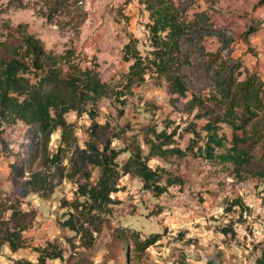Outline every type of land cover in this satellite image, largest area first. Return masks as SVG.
Masks as SVG:
<instances>
[{
  "label": "rangeland",
  "instance_id": "374dc122",
  "mask_svg": "<svg viewBox=\"0 0 264 264\" xmlns=\"http://www.w3.org/2000/svg\"><path fill=\"white\" fill-rule=\"evenodd\" d=\"M79 1L0 0V43L17 45L22 33L31 34L42 42L47 52L57 55L73 52L74 64L81 68L95 67L104 82L122 90L123 97L111 95L95 105L96 122L100 126L97 129L98 147L102 148L108 141L115 150H126L116 158L120 172L135 152L146 156L147 140H154V134L164 129H177L181 136L175 143L183 148L191 137L185 130L194 123L195 115L202 117L199 124L213 120L210 101L204 109L199 106L191 112L186 106L191 95L208 98L205 73H198L190 82L185 97L172 94L169 81L151 74H145L144 82L127 89L131 62L122 57L124 45L129 39L136 38L142 43L137 47L143 57L151 51L148 34L139 29L140 20L144 22L145 18H140L142 12L137 0H118L116 7H105L93 28L85 26L86 16ZM173 1L187 5L185 15L188 18L202 12L212 28L225 32L226 38L232 41L228 48L230 56L264 79V0ZM18 25L23 29H17ZM249 27L254 31L244 35ZM72 30L74 34L70 36ZM202 45L207 52H215L220 42L204 36ZM117 55L121 56L119 64L114 62ZM65 118L73 125L80 149L94 142L87 114L77 116L70 112ZM29 132L33 134L31 128ZM224 133L231 137L229 130ZM4 136L12 147L5 148L0 143V156L10 160L11 171L3 179L0 195L6 194L10 200L18 199L20 208L31 212L34 218L31 227L23 233L29 247L15 254L4 249L0 253V264H11V258L34 262L36 253L31 249L48 243H55L64 251L63 259L51 260L48 264H123L124 251L130 264H139L138 260L140 264H256L264 248V239H255L245 221L238 218L239 211L245 209L253 220H264V179L233 176L230 166L206 161L196 154L181 159L174 156L149 158L148 164L152 168H162L166 174L182 180L180 186L169 187L161 196L144 190L139 178L123 174L118 182L120 191L112 195L118 203L111 206L108 214L101 216L97 223L99 231L88 233L80 240L73 232L61 227L68 209L61 208L60 202L73 200L75 180L81 181V178L63 179L48 200H40L35 194L23 198L18 193L23 179L15 180V176L21 168L28 177L30 172L43 166L37 155L32 160V148L22 143L27 140L26 130L14 129ZM59 140L60 133L56 131L48 145L51 153L56 150ZM202 144L200 140L196 147ZM252 155L256 163L264 164V139L254 147ZM63 164L68 166V160L65 159ZM82 171L90 173L91 182L97 183L98 167L85 163ZM227 176L248 185V191L243 193L246 203L239 197L242 208L230 206L237 200L235 197L223 196ZM217 208H223V213L213 216L211 212ZM187 212L192 214L188 216ZM225 228L231 229L232 234H224L222 229ZM155 236L156 242L139 253V243Z\"/></svg>",
  "mask_w": 264,
  "mask_h": 264
},
{
  "label": "trees",
  "instance_id": "16d2710c",
  "mask_svg": "<svg viewBox=\"0 0 264 264\" xmlns=\"http://www.w3.org/2000/svg\"><path fill=\"white\" fill-rule=\"evenodd\" d=\"M137 3L142 12L140 18H145L140 23L148 34L151 51L143 57L137 47L142 43L136 38L124 45L122 57L131 62L127 89L144 82L145 74H151L169 81L172 94L185 97L190 82L198 73H205L208 98L191 95L186 106L191 112L199 106L204 109L210 101L209 110L214 116L203 124L197 123L201 116H194L196 120L185 130L191 137L183 148L175 143L181 136L177 129H164L154 134V140H147V155L135 152L125 162L122 172L118 170L116 158L126 150H115L108 141L102 148L98 147L100 126L95 111L99 100L111 95L123 97L122 90L104 82L95 67L81 68L74 64L73 52L67 51L64 55L47 52L42 42L31 34L22 33L17 45L0 43V143L11 149V142L4 136L5 129L22 123L29 149L33 150L32 160L37 155L43 166L30 172L28 177L20 169L14 178L23 179L18 193L23 198L35 194L40 200H48L63 179L72 181L80 177L81 181L75 180L73 200L60 202L61 208L68 209L61 227L80 240L88 233L99 231L97 223L101 216L118 203L112 195L120 191L118 182L123 174L139 178L142 188L156 196L167 193L169 187L182 184L181 178L166 174L162 168H152L149 158L174 156L181 159L196 154L206 161L230 166L233 176L264 179V164L256 163L252 155L254 147L264 139V79L230 56L228 48L232 41L226 38L225 32L212 28L202 12L188 18L185 15L187 5L176 4L173 0H137ZM17 29L23 26L18 25ZM253 31L249 27L244 35ZM204 36L220 42L215 52L204 49ZM70 112L77 116L87 114L91 121L89 130L94 142L87 144L85 149L78 147L73 125L65 118ZM226 129L231 137L224 133ZM56 131L60 133V140L51 153L48 145ZM200 140L203 144L196 147ZM65 159L68 166L63 164ZM85 163L99 168L97 183L91 182L90 173L82 171ZM164 174L167 177L162 184ZM230 206L243 207L239 200H234ZM33 218L31 212L20 208L18 199L10 200L6 194L0 195V253L8 249L15 254L29 247L23 233L31 227ZM222 232L232 234L229 228ZM156 240L155 236L140 242L139 253ZM31 250L36 253L34 262L11 258V264H48V261L63 259L64 255L63 249L55 243ZM123 264H130L126 251ZM256 264H264V248Z\"/></svg>",
  "mask_w": 264,
  "mask_h": 264
},
{
  "label": "built area",
  "instance_id": "2783aa9c",
  "mask_svg": "<svg viewBox=\"0 0 264 264\" xmlns=\"http://www.w3.org/2000/svg\"><path fill=\"white\" fill-rule=\"evenodd\" d=\"M113 1L111 2H107V0H84V1H79L78 5H80L84 12H85V26L87 28H93L96 25L97 19L100 16L99 12L100 9L105 8L107 6H111L113 7ZM110 7V8H111ZM127 11V9H125ZM140 30H144V26L143 24H140L139 26ZM73 35V32H70V36ZM263 40H264V35H263ZM121 60V56L117 55L114 59V62L116 64H119ZM23 129L24 125L22 123H17L15 126H13L12 128H7L5 129V133L7 132H12L14 131V129ZM22 143L27 144L28 140H22ZM12 147V146H11ZM248 191V185L243 182V181H239L237 179H234V177L232 176H227L225 179V184H224V193L223 196L226 198H233L235 197V199L239 200V197L241 199H243V202L246 200H244V196L243 193ZM241 205L243 206V204L241 203ZM223 213V208H217L214 209L211 214L213 216H219ZM190 214H192V212H187V215L189 216ZM238 218H241L245 221V226H248L251 229V233L252 236L255 239H259L262 240L264 239V220L263 219H259V220H253V216L251 215L250 212H248L247 210L243 209L239 211V215Z\"/></svg>",
  "mask_w": 264,
  "mask_h": 264
},
{
  "label": "crops",
  "instance_id": "0c3cea01",
  "mask_svg": "<svg viewBox=\"0 0 264 264\" xmlns=\"http://www.w3.org/2000/svg\"><path fill=\"white\" fill-rule=\"evenodd\" d=\"M111 1H113V4H112L113 7H116L118 4V0H107V2H111ZM103 9L104 8L100 9L99 14H101V11ZM9 163H10L9 159H5L4 157L0 156V186L4 184L3 179L5 178V175H8L9 173Z\"/></svg>",
  "mask_w": 264,
  "mask_h": 264
}]
</instances>
